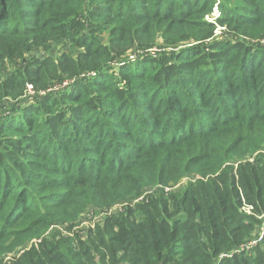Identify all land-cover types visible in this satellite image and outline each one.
Masks as SVG:
<instances>
[{
    "label": "trees",
    "instance_id": "16d2710c",
    "mask_svg": "<svg viewBox=\"0 0 264 264\" xmlns=\"http://www.w3.org/2000/svg\"><path fill=\"white\" fill-rule=\"evenodd\" d=\"M4 65L0 264H264V0H0Z\"/></svg>",
    "mask_w": 264,
    "mask_h": 264
},
{
    "label": "rangeland",
    "instance_id": "374dc122",
    "mask_svg": "<svg viewBox=\"0 0 264 264\" xmlns=\"http://www.w3.org/2000/svg\"><path fill=\"white\" fill-rule=\"evenodd\" d=\"M213 15H218V11H214V12H213ZM50 43H51V45H52V46H50L51 48L48 47L50 53H55L58 49H61V43H58V42L56 43L55 41H52V42H50ZM38 51H43V52H45V48L39 47ZM8 68H10L9 65L0 66V75L3 74V73H7L6 71H7ZM5 114H6V113H5ZM235 164H236V163H235ZM189 179H192V177H190V178H183V179L181 180L180 183L185 182V181H187V180H189ZM180 183H179V184H180ZM150 192H151V191H147V192H145V194L150 193ZM125 201H126V200H125ZM125 201L117 202V203L111 205L109 208H106V210H111V213H116L119 209H123V205H125L126 203H127V205H128V202H125ZM100 209H102V208H98V209H96V211L99 212ZM103 214H104V213H103ZM81 221H84V222H82V223L80 224L79 228L85 229V228H86V225H85L86 220L83 219V220H81ZM103 222H104V221H103V217H102L101 215H96V216L94 217V225H95V224H96V225H101V224L103 225V224H104ZM96 225L94 226V228L96 227ZM254 237H255V235L252 237V239H250V241L248 242V244H250V243L253 242V238H254ZM257 238H258V237H257ZM24 248H27V244L24 246ZM21 251H22V249L19 250V253H20ZM0 258H1V256H0Z\"/></svg>",
    "mask_w": 264,
    "mask_h": 264
},
{
    "label": "built area",
    "instance_id": "2783aa9c",
    "mask_svg": "<svg viewBox=\"0 0 264 264\" xmlns=\"http://www.w3.org/2000/svg\"><path fill=\"white\" fill-rule=\"evenodd\" d=\"M216 16H217V15H213V14H212L211 16H206V18H207L206 20L212 21V20L214 19V17H216ZM128 59H130V60L134 59V55H130ZM66 84H67V83H64L63 86H65ZM63 86H62V87H63ZM33 94H34V91L32 90L31 85H27L26 92H25V94L23 95V97H28V96L33 95ZM171 188H172V187H171ZM171 188L165 187L166 190L171 189ZM106 208H109V207H105V208L99 210V212L95 210V214H94V215H93V213H92L93 211H89V212L86 214V216H85V220H86L85 225H86V227L89 226V225L94 226V217H95L96 215H101V216H102V214H103L104 212H111V210H106ZM241 209H242L244 212H246V213H251L252 206H251V205H247L246 203H243ZM121 210H122V209H119L118 211H121ZM118 211H117V212H118ZM83 222H84V221H83ZM79 226H80V225H79ZM248 245H249V244H248Z\"/></svg>",
    "mask_w": 264,
    "mask_h": 264
}]
</instances>
